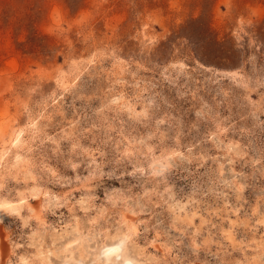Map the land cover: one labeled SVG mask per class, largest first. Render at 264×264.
Segmentation results:
<instances>
[{
    "label": "rangeland",
    "instance_id": "obj_1",
    "mask_svg": "<svg viewBox=\"0 0 264 264\" xmlns=\"http://www.w3.org/2000/svg\"><path fill=\"white\" fill-rule=\"evenodd\" d=\"M5 64L0 264H264V0H0Z\"/></svg>",
    "mask_w": 264,
    "mask_h": 264
},
{
    "label": "clouds",
    "instance_id": "obj_2",
    "mask_svg": "<svg viewBox=\"0 0 264 264\" xmlns=\"http://www.w3.org/2000/svg\"><path fill=\"white\" fill-rule=\"evenodd\" d=\"M58 63H63L64 57L57 53ZM37 65L26 67L24 69L10 68L7 64L0 65V110L3 109L6 101H13L16 94V81L19 77H26ZM9 85H12V90L9 91Z\"/></svg>",
    "mask_w": 264,
    "mask_h": 264
},
{
    "label": "bare ground",
    "instance_id": "obj_3",
    "mask_svg": "<svg viewBox=\"0 0 264 264\" xmlns=\"http://www.w3.org/2000/svg\"><path fill=\"white\" fill-rule=\"evenodd\" d=\"M2 248H3V247H2ZM116 248H117V247L113 245V246L109 247L108 250H115Z\"/></svg>",
    "mask_w": 264,
    "mask_h": 264
}]
</instances>
